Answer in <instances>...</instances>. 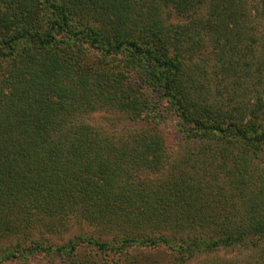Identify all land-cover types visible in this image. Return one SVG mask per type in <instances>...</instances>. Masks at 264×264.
I'll return each instance as SVG.
<instances>
[{
	"label": "trees",
	"instance_id": "obj_1",
	"mask_svg": "<svg viewBox=\"0 0 264 264\" xmlns=\"http://www.w3.org/2000/svg\"><path fill=\"white\" fill-rule=\"evenodd\" d=\"M263 17L0 0V264H264Z\"/></svg>",
	"mask_w": 264,
	"mask_h": 264
},
{
	"label": "rangeland",
	"instance_id": "obj_2",
	"mask_svg": "<svg viewBox=\"0 0 264 264\" xmlns=\"http://www.w3.org/2000/svg\"><path fill=\"white\" fill-rule=\"evenodd\" d=\"M174 17V19L175 20H178V21H182V22H184V18L183 17H178L176 14L173 16ZM264 18V17H263ZM262 23L264 22V20L263 21H261ZM208 43V45L210 44L209 42H207ZM108 119H110V120H115L116 121V124L115 125H112V126H116V125H120V124H125V123H127V125H128V120H126L125 118H123V116L122 115H116L115 116V114H113V113H111V112H105V111H99V112H96V113H92V114H90L89 116H87V120L89 121V122H91V123H94V124H100V125H104L105 127H107V125H108ZM131 125H133V124H135V123H130ZM73 224V223H72ZM93 231V228H91V227H88V226H83V227H81V228H78L76 225H75V227H72V230H71V232H66V234L64 235V237H68V236H70L73 232H85V231ZM63 237V238H64ZM63 238H56V240L57 241H61ZM45 263L46 264H50V262H49V257L47 258V262H46V260H45Z\"/></svg>",
	"mask_w": 264,
	"mask_h": 264
}]
</instances>
